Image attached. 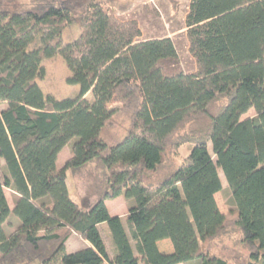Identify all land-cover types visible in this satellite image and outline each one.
Wrapping results in <instances>:
<instances>
[{
  "label": "trees",
  "instance_id": "obj_1",
  "mask_svg": "<svg viewBox=\"0 0 264 264\" xmlns=\"http://www.w3.org/2000/svg\"><path fill=\"white\" fill-rule=\"evenodd\" d=\"M73 22L80 33L64 42ZM185 26L193 73L176 70L170 37L138 39L136 21L103 0H0V264H227L209 253L227 233L239 234L247 264L264 263V0H190ZM56 54L79 86L75 97L57 100L36 83L41 60ZM117 116L124 135L108 145L101 132ZM185 143L182 163L152 184L167 150ZM89 164L101 189L83 207L67 172ZM220 173L228 213L215 199ZM119 196L123 217L105 204ZM10 214L20 223L7 235ZM72 233L85 247L64 252ZM165 239L171 252L158 247Z\"/></svg>",
  "mask_w": 264,
  "mask_h": 264
},
{
  "label": "rangeland",
  "instance_id": "obj_2",
  "mask_svg": "<svg viewBox=\"0 0 264 264\" xmlns=\"http://www.w3.org/2000/svg\"><path fill=\"white\" fill-rule=\"evenodd\" d=\"M111 7V12L118 19H133L136 21L141 36L138 38L151 39L170 37L177 51L176 70L186 73L196 71V62L189 50V41L186 35L185 16L189 9L190 0H103ZM80 33L78 22H73L62 34L64 42L74 40ZM38 45L35 39L29 44V48ZM43 67V76L36 79L44 95H51L57 100L72 98L78 95L79 86L69 83L68 77L71 75L64 60L59 54L41 60ZM89 96V95H87ZM254 110L250 109L242 118L252 117ZM126 122L121 116L116 117L115 124L106 126L101 132V138L108 145H113L124 135ZM75 139L69 141L59 152L56 165L62 167L71 157L70 146ZM192 143H185L179 147L167 150L163 163L158 167L152 184L157 183L172 173L189 153ZM209 148L211 149L210 145ZM99 174L93 170V164H89L77 170L67 172V188L72 200L83 207L91 206L98 199V192L101 186L96 184ZM222 190L216 193V201L219 209L224 213L234 209L231 201L230 192L226 181L220 173ZM7 200L12 208L14 205V195L8 189H5ZM113 215H120L128 210L127 201L123 196L118 199L105 201ZM20 220L13 214H10L5 221L4 228L7 235L11 234L17 227ZM103 240L107 246L109 255L112 254L113 246L108 226L103 224L101 227ZM109 239V240H108ZM85 241L75 234H71L64 245V252H74L85 247ZM209 253L220 257L227 264H247L250 259L249 250L240 242L239 234L227 233L211 240ZM62 253H58L54 259L57 263ZM264 264V263H262Z\"/></svg>",
  "mask_w": 264,
  "mask_h": 264
},
{
  "label": "crops",
  "instance_id": "obj_3",
  "mask_svg": "<svg viewBox=\"0 0 264 264\" xmlns=\"http://www.w3.org/2000/svg\"><path fill=\"white\" fill-rule=\"evenodd\" d=\"M119 197H121V196H119ZM115 199H118V197L117 198H115ZM215 199H216V194H215ZM217 202V201H216ZM9 203V202H8ZM9 206H10V204H9ZM107 206V205H106ZM11 207V206H10ZM107 208H108V211H109V213L111 214V215H113L111 212H110V209H109V207L107 206ZM220 211L222 212V213H224L223 212V210H221L220 209ZM127 213V211L125 212V213H123V214H118L117 216H120V217H123L125 214ZM103 225H100V229H101V227H102ZM101 231H102V229H101ZM102 233V232H101ZM72 234H74V233H72ZM109 240V239H108ZM107 247V246H106ZM158 247H159V249L161 250V251H163V252H166V253H168V252H171L172 251V245H171V243H170V241L168 240V239H165V240H161V241H159L158 242ZM177 264H184V263H177ZM186 264H199L197 261H192V262H189V263H186Z\"/></svg>",
  "mask_w": 264,
  "mask_h": 264
}]
</instances>
